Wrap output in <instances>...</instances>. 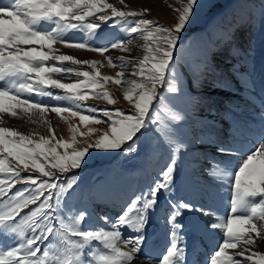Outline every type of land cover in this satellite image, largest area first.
<instances>
[{
  "label": "snow or ice",
  "instance_id": "snow-or-ice-1",
  "mask_svg": "<svg viewBox=\"0 0 264 264\" xmlns=\"http://www.w3.org/2000/svg\"><path fill=\"white\" fill-rule=\"evenodd\" d=\"M119 3L123 8L107 0H0V114L34 113L39 117L34 122L48 132L33 133L39 138L32 139L0 127V264H193L186 227L199 234L194 245L199 241L206 248L196 264H264V251L259 250L264 244V79L255 114L258 127L248 129L256 144L242 152L217 129L215 118L190 123L189 107L203 105L210 113L215 108L210 94H199L205 80L224 92L231 87L229 77L216 75L215 45L206 47L201 63L189 65L187 74L181 70L177 54L183 51L185 33L207 6L204 0H179L169 25L148 19L149 8L135 10L125 0ZM105 26L118 27L128 38H111ZM70 32L84 33L86 39L66 38ZM223 35L231 40L227 29ZM136 38L144 41L141 58L105 55L113 49L131 53L129 45ZM55 45L98 53L119 70L115 76L102 75L101 61L59 54ZM230 52L238 54L239 49ZM65 62L87 65L91 71L66 67ZM233 67L254 105L255 80L250 72ZM126 72L134 79H126ZM71 77L74 82H63ZM109 82L123 88L131 111L86 103L94 99L116 105L106 88ZM33 96L67 104L44 103ZM46 113L68 124L70 142L56 137ZM89 125L101 127L80 130ZM233 125V130L240 127L235 118ZM206 144L214 145L217 154L212 168L204 169L206 178L221 181L216 185L209 180L206 194L209 199L222 196L221 213L175 196L183 157L193 145ZM93 150L128 158L146 150L159 152L165 163L127 200L115 189L103 193L116 211L93 217L71 204L80 179L73 170H81ZM234 156L241 158L232 171L229 158ZM193 212L210 219L186 226L182 218ZM153 218L159 230L152 235H163V250L155 256L146 251L159 243L149 232ZM54 239L59 241L55 247ZM5 241L11 246L5 248Z\"/></svg>",
  "mask_w": 264,
  "mask_h": 264
},
{
  "label": "rangeland",
  "instance_id": "rangeland-1",
  "mask_svg": "<svg viewBox=\"0 0 264 264\" xmlns=\"http://www.w3.org/2000/svg\"><path fill=\"white\" fill-rule=\"evenodd\" d=\"M118 8H123L119 3V0H107ZM130 8L140 10L141 8H149L150 12L147 14L148 19L157 21L162 25L172 24L175 17L173 9L179 7V0H125ZM207 5L201 12L198 20L187 30L184 36L183 44L181 45L183 51L178 53L179 63L181 70L187 74L189 65H197L203 60V55L206 47L215 45L213 51V61L216 67V75H223L231 79V87L228 91L224 92L218 88H213L211 85V79H207L203 82L198 89L199 94L203 96L211 95V100L215 101V108L210 113L203 105L191 106L188 109L190 123H195L198 120L208 117L209 119L215 118L217 121V129L228 135L229 141L234 142L240 146V143H244L242 152H246L247 149L252 148L256 143L249 144L251 141V133L249 128L256 127L255 120V108L259 109V89L261 80L264 79L263 62H264V0H204ZM44 28H50L51 25H43ZM227 29L231 33V40H228L227 36L223 35L224 30ZM103 31L111 33V38L127 39L128 37L119 30V28L104 27ZM66 38H79L86 39L84 33H68ZM95 42V41H93ZM144 41L136 38L133 43L129 45L131 53L120 52L119 50H110L105 55H111L114 58L120 55L132 58H141L143 55L142 45ZM54 47L59 49V54L71 55L80 60H99L103 63V67H100L102 75L115 76L116 71L119 69L112 68L107 65V62L103 60L98 53L89 52L83 49H72L64 47L63 45H55ZM238 48V54H232L230 49ZM54 63V62H52ZM66 67H80L83 70L91 71L87 65H71L65 62ZM239 67L241 71H248L251 73L252 78L255 80L256 88L254 95L256 96L257 103L250 104L246 99L247 93L241 88L240 80H237L234 75V67ZM262 68V69H261ZM126 79H134L127 72ZM189 76V80H191ZM74 77L63 80L65 83L74 82ZM243 77H241V80ZM127 87V86H126ZM259 87V89H258ZM107 90L111 96L117 101L116 105H106L103 101L89 99L86 101L88 105L95 107H121L125 110L131 111L132 106L126 101L123 96V88L115 84L108 83L106 85ZM59 92L60 90H52ZM98 91H102L98 89ZM194 91H197L194 89ZM62 94V93H60ZM32 99L41 100L44 103L49 104H67L66 101H55L50 97H31ZM253 108V109H252ZM233 111L238 115L240 127L233 130ZM247 117H249L247 119ZM45 118L51 122L52 127L55 129L56 137L63 138L65 141H71L72 133L69 130V126L64 121H61L54 113H46ZM39 117L34 113H30L29 116H25L20 113L16 117H12L6 114H0V127L13 128L20 133L30 136L32 139H38L39 136L33 135L38 133L42 136H48L47 128L43 124L34 122L38 121ZM243 120H246L245 123ZM79 125L78 120L73 121ZM99 125H89L87 127L80 126V130L87 132L88 128H98ZM92 139H95V134L92 135ZM76 140L78 143H83L84 140L77 135ZM77 145H74V147ZM214 145H193L188 155H185L182 160V170L178 179V185L183 187L176 188L175 196L181 197L186 200L187 193L191 188L186 190V185L194 180L193 189L199 194L198 197H193V206L200 207L208 211L221 213L222 196H216L218 202L221 204L220 209L213 210L215 207L211 204L208 195L206 194L205 185L212 180L216 185H219L221 181L216 177H207L204 173V169L212 168V158L217 155L214 150ZM59 152H63L62 149H58ZM241 156H234L229 158V162L232 161V171H235V165L239 162ZM165 160L159 152L145 151L140 156L128 158L124 154H100L93 150L90 158H86V162L81 170H73L79 174V188L77 194L71 200L72 206L76 209H85L88 213L96 217L98 215H114L116 208L113 203L102 195L110 191L112 188L115 190L120 189V192L125 200L131 197L134 193L139 192L148 185L155 177L157 172L164 165ZM111 166V167H110ZM110 172V174H109ZM111 175V176H110ZM103 176L104 178H100ZM111 177L114 182L111 181ZM125 178H128L125 180ZM99 179V180H98ZM118 180V181H117ZM118 187H115V184ZM107 184V189H106ZM195 184L199 188H195ZM186 186V187H185ZM20 187V186H18ZM99 193V194H98ZM196 193V192H195ZM92 197H96L91 198ZM217 200V199H216ZM189 201V199H187ZM108 202L110 204H107ZM163 203V201H161ZM105 204V205H103ZM199 213L192 214V221L189 220L187 213L182 218L183 223L187 226L190 222H201V219L208 220L207 217H203ZM189 220V222H185ZM210 219V218H209ZM215 219V217H213ZM153 227L157 231L159 225L155 223L153 218ZM185 233L190 246H193V235L197 234L192 232L188 227L185 228ZM127 234V233H126ZM154 236V235H153ZM12 244L11 241H5L4 247ZM59 241L54 239L53 247L58 244ZM214 243V242H213ZM199 245V244H198ZM197 246V245H196ZM195 246V247H196ZM200 246V245H199ZM202 248V246H200ZM192 248V247H191ZM190 248V252H191ZM158 253L163 250V243L160 244ZM260 251H264V244L259 246ZM202 251V250H201ZM203 251L206 254V249ZM158 253L154 252V256ZM199 254L198 252H196ZM204 254V255H205ZM153 255V254H152ZM196 259V258H195ZM195 263L193 264H196ZM132 264H141V261L134 260Z\"/></svg>",
  "mask_w": 264,
  "mask_h": 264
},
{
  "label": "bare ground",
  "instance_id": "bare-ground-1",
  "mask_svg": "<svg viewBox=\"0 0 264 264\" xmlns=\"http://www.w3.org/2000/svg\"><path fill=\"white\" fill-rule=\"evenodd\" d=\"M212 243V242H211ZM197 250H200V252L202 253V255H204L205 253V251H203V248H201L199 245H197L196 247H195ZM202 250V251H201ZM197 254V253H196Z\"/></svg>",
  "mask_w": 264,
  "mask_h": 264
}]
</instances>
